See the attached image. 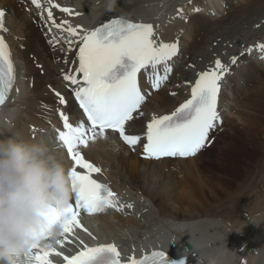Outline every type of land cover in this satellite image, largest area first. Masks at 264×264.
Masks as SVG:
<instances>
[{
	"label": "bare ground",
	"instance_id": "bare-ground-1",
	"mask_svg": "<svg viewBox=\"0 0 264 264\" xmlns=\"http://www.w3.org/2000/svg\"><path fill=\"white\" fill-rule=\"evenodd\" d=\"M40 3L42 7L37 9L31 0H0L7 28L0 35L5 38L15 69L14 92L6 99V111L0 106V138H42L70 169L72 161L56 136L57 129L62 130L59 111L73 124L82 120L72 98L74 86L62 77V73L78 67V39L70 38L73 46L69 51L67 32L54 27L50 30L51 22L43 11L48 7L47 0ZM54 3L71 9V13L52 9L56 21L67 20L73 27L79 26L78 31L94 30L116 18L148 21L159 42H178L179 48L169 62L172 72L158 90H151L143 71L138 73L146 97L139 111L144 114H134L125 125L126 134L142 137L135 149L121 141L117 133L108 131L106 140L98 138L81 150L89 162L101 168V173L93 176L111 187L123 207L92 215L82 213L79 220L87 231L74 229V242L63 248L56 246V250L74 255L82 247L80 241L89 246L113 243L127 258L159 249L169 259L185 256L186 264H264L262 152L257 154L254 166L236 170L241 177L235 184L214 181L200 169L198 159L208 142L194 157L155 160L143 155V137L152 116L168 115L189 99L198 72L214 66L210 61L218 55H226L222 59L229 72L221 81L218 96L221 122L210 132L209 140L212 132L234 130L253 117L251 105L257 98L253 84L261 79L264 69L262 54L255 48L264 43V0ZM247 47L252 51L239 53L237 63L231 64L228 54ZM242 70L252 75L250 88L247 78L244 83L243 77L234 75V71ZM57 92L65 97L66 104L58 103ZM50 259L53 264H64L62 257Z\"/></svg>",
	"mask_w": 264,
	"mask_h": 264
},
{
	"label": "snow or ice",
	"instance_id": "snow-or-ice-1",
	"mask_svg": "<svg viewBox=\"0 0 264 264\" xmlns=\"http://www.w3.org/2000/svg\"><path fill=\"white\" fill-rule=\"evenodd\" d=\"M31 3L37 9L42 7L40 0H31ZM47 5L43 11L47 12V20L51 22L50 30L54 27L67 32L69 39L65 43L69 51L73 46L70 38L78 39L75 54L78 67L62 73V77L74 86L73 95L86 120L73 124L68 115L59 111L62 130L57 129L56 139L72 161L69 176L73 202L64 210L60 236L49 246L33 245L26 264H53L50 257H62L64 264H169L162 251H153L140 259L129 256L127 261H122L113 243L89 246L80 241L82 247L74 255L58 251L56 246L63 248L66 243L72 244L74 229L87 231L78 219L82 213L92 215L102 213L106 208L119 210L123 207L118 205L115 193L107 185L93 178V174L101 173V168L89 162L81 150L98 138L106 140L108 130L118 133L126 145L135 149L142 137L126 134L125 125L134 119V114H144L139 111L146 97L138 86V73L143 71L151 87L158 90L172 72L169 62L178 54V42H159L152 24L124 19H113L91 31L81 30V34L79 26L73 27L67 20L58 23L53 16L54 8L64 13H71V9L60 7L54 0H47ZM0 31H7L4 11H0ZM255 48L264 59V43L256 44ZM246 51L251 52L252 48ZM237 60L233 56L231 64H236ZM228 72V65L217 58L214 66L198 72L194 84H191L189 99L170 115L152 116L143 137L146 140L143 144L144 158L194 157L210 142L209 134L220 121L217 103L221 81ZM14 79L11 53L4 36L0 35V105L4 104ZM55 95L60 105L66 104L63 95L59 92ZM92 239L96 237L92 236ZM179 264H185V261L181 259Z\"/></svg>",
	"mask_w": 264,
	"mask_h": 264
},
{
	"label": "clouds",
	"instance_id": "clouds-1",
	"mask_svg": "<svg viewBox=\"0 0 264 264\" xmlns=\"http://www.w3.org/2000/svg\"><path fill=\"white\" fill-rule=\"evenodd\" d=\"M69 168L44 139L0 138V264H26L60 236L73 199Z\"/></svg>",
	"mask_w": 264,
	"mask_h": 264
},
{
	"label": "rangeland",
	"instance_id": "rangeland-1",
	"mask_svg": "<svg viewBox=\"0 0 264 264\" xmlns=\"http://www.w3.org/2000/svg\"><path fill=\"white\" fill-rule=\"evenodd\" d=\"M246 49L248 47L241 51L238 50V53H235L234 50V53L228 54V57H237L245 52ZM225 56L221 57V55H218L217 58L221 60ZM216 59L213 58L210 63H213ZM221 61L225 63L223 59ZM229 62L226 61V63ZM234 75L243 77L242 81L244 83L248 79L247 87L250 88L252 86V75L246 70H242V72L234 71ZM253 87L257 90V98L251 105L253 117L244 125L236 126L234 130L225 129L221 132H212L210 142L202 150L198 159L200 169L206 173V176H211L214 181L221 183L229 181L235 184L238 181V177H241V174L237 175V169L244 168L243 166L249 168L254 166L257 154L260 152H262V157L264 156V69L262 70L261 79L254 82ZM254 107H257V109L253 112ZM242 170L240 169V171Z\"/></svg>",
	"mask_w": 264,
	"mask_h": 264
},
{
	"label": "water",
	"instance_id": "water-1",
	"mask_svg": "<svg viewBox=\"0 0 264 264\" xmlns=\"http://www.w3.org/2000/svg\"><path fill=\"white\" fill-rule=\"evenodd\" d=\"M186 248L188 249H191V245L190 244H187L186 245ZM183 259L185 261V264H186V257L185 256H182V257H179V258H173V259H170V263L172 264V262H176V264H179V261Z\"/></svg>",
	"mask_w": 264,
	"mask_h": 264
}]
</instances>
